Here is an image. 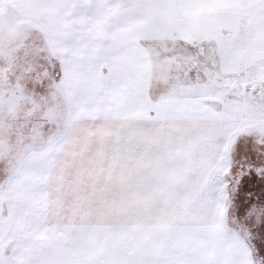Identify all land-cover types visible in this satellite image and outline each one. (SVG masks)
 I'll list each match as a JSON object with an SVG mask.
<instances>
[{
	"label": "snow or ice",
	"instance_id": "snow-or-ice-1",
	"mask_svg": "<svg viewBox=\"0 0 264 264\" xmlns=\"http://www.w3.org/2000/svg\"><path fill=\"white\" fill-rule=\"evenodd\" d=\"M0 264H264V0H0Z\"/></svg>",
	"mask_w": 264,
	"mask_h": 264
}]
</instances>
